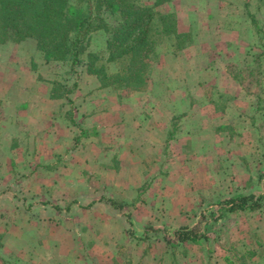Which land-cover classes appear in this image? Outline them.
<instances>
[{"label":"rangeland","instance_id":"374dc122","mask_svg":"<svg viewBox=\"0 0 264 264\" xmlns=\"http://www.w3.org/2000/svg\"><path fill=\"white\" fill-rule=\"evenodd\" d=\"M251 1L153 6L142 90L101 86L80 65L71 101L52 99L57 82L72 81L70 62L46 61L33 38L0 45L8 257L11 233L23 231L52 264H264V11ZM161 13L188 36L162 33ZM108 36L91 32L87 52L107 74L122 73L121 61H107ZM249 194L257 209L225 210ZM182 227L203 237L177 242Z\"/></svg>","mask_w":264,"mask_h":264},{"label":"trees","instance_id":"16d2710c","mask_svg":"<svg viewBox=\"0 0 264 264\" xmlns=\"http://www.w3.org/2000/svg\"><path fill=\"white\" fill-rule=\"evenodd\" d=\"M167 1L170 0H155L153 6ZM153 6L139 5L134 0H0V45L33 38L46 61L70 62L72 81L69 86L57 82L49 93L52 99L71 101L69 95L78 87L76 67L80 65L94 74L101 86L119 82L126 88L142 90L147 85L154 54L149 37L157 15ZM109 16L116 21L115 25L108 24ZM158 21L162 33L172 34L178 41L188 36L177 31L173 13L159 14ZM98 29L109 32L107 61H121L122 73L107 74L103 66L96 64L98 55L87 52L90 34ZM258 200L254 194L231 198L225 210L252 211L259 207ZM175 236L177 242L203 237L187 227L176 230Z\"/></svg>","mask_w":264,"mask_h":264},{"label":"crops","instance_id":"0c3cea01","mask_svg":"<svg viewBox=\"0 0 264 264\" xmlns=\"http://www.w3.org/2000/svg\"><path fill=\"white\" fill-rule=\"evenodd\" d=\"M248 1V0H246ZM251 1V0H250ZM252 4H258L259 10H254L252 12L258 13L257 15L259 16L260 14L263 15L264 11V0H254L251 1ZM254 4V5H255ZM261 11V12H260ZM251 12V13H252ZM263 12V13H262ZM256 16L255 18H258ZM14 236H17L18 240L14 242L13 244L17 247H15V252H16V258L11 259V257H8L10 254H13V249L11 246H6L3 248H0V264H52L50 262H44L41 258V247L37 246H31V243L29 245H26V241H24L21 238V235L26 234L23 231H16L11 233ZM13 236V237H14ZM13 245V246H14ZM18 259V260H16ZM127 264H134V262H128ZM184 264H190L185 262ZM194 264H201L200 262H195Z\"/></svg>","mask_w":264,"mask_h":264}]
</instances>
